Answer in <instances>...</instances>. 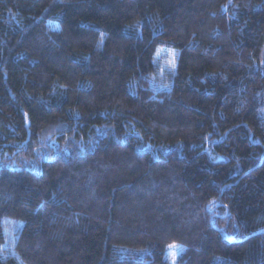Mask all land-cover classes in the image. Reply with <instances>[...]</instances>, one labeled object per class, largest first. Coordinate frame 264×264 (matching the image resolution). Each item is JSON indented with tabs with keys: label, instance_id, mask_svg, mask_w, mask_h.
<instances>
[{
	"label": "trees",
	"instance_id": "16d2710c",
	"mask_svg": "<svg viewBox=\"0 0 264 264\" xmlns=\"http://www.w3.org/2000/svg\"><path fill=\"white\" fill-rule=\"evenodd\" d=\"M170 245L264 264V0H0V264Z\"/></svg>",
	"mask_w": 264,
	"mask_h": 264
},
{
	"label": "rangeland",
	"instance_id": "374dc122",
	"mask_svg": "<svg viewBox=\"0 0 264 264\" xmlns=\"http://www.w3.org/2000/svg\"><path fill=\"white\" fill-rule=\"evenodd\" d=\"M174 56H175V54L172 53L171 57L168 58V61H167L168 64H170V61L173 60ZM183 250H184L183 247H180V246H178L177 248H174V249L171 248L169 250L168 257H169L171 264H177V259L182 254Z\"/></svg>",
	"mask_w": 264,
	"mask_h": 264
},
{
	"label": "snow or ice",
	"instance_id": "6c2138e0",
	"mask_svg": "<svg viewBox=\"0 0 264 264\" xmlns=\"http://www.w3.org/2000/svg\"><path fill=\"white\" fill-rule=\"evenodd\" d=\"M178 246H176V245H170V248H177Z\"/></svg>",
	"mask_w": 264,
	"mask_h": 264
}]
</instances>
